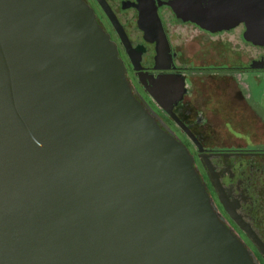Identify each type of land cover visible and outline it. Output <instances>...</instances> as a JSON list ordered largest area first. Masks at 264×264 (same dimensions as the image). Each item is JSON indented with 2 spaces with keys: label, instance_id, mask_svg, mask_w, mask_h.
Masks as SVG:
<instances>
[{
  "label": "water",
  "instance_id": "1",
  "mask_svg": "<svg viewBox=\"0 0 264 264\" xmlns=\"http://www.w3.org/2000/svg\"><path fill=\"white\" fill-rule=\"evenodd\" d=\"M196 1L264 48V0ZM193 163L82 0H0V264H254Z\"/></svg>",
  "mask_w": 264,
  "mask_h": 264
},
{
  "label": "flooded vegetation",
  "instance_id": "2",
  "mask_svg": "<svg viewBox=\"0 0 264 264\" xmlns=\"http://www.w3.org/2000/svg\"><path fill=\"white\" fill-rule=\"evenodd\" d=\"M82 1L115 44L133 96L186 147L222 222L264 264V86L254 92L264 48L244 39L243 25L210 31L187 19L182 5L197 1ZM162 82L153 98L148 89Z\"/></svg>",
  "mask_w": 264,
  "mask_h": 264
},
{
  "label": "rangeland",
  "instance_id": "3",
  "mask_svg": "<svg viewBox=\"0 0 264 264\" xmlns=\"http://www.w3.org/2000/svg\"><path fill=\"white\" fill-rule=\"evenodd\" d=\"M244 55V51H243V54H242V56ZM262 79V78H261ZM260 86H264V80H261V81H259V78H258V88H256V89H254V92L255 93H258L259 94V92H260ZM258 96V95H257ZM214 125H216V124H214ZM219 125H221V124H219Z\"/></svg>",
  "mask_w": 264,
  "mask_h": 264
}]
</instances>
